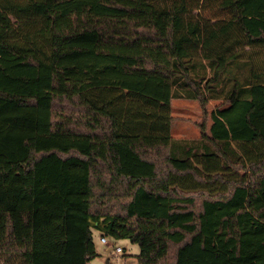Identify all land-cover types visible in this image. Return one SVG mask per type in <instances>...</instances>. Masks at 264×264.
<instances>
[{
    "label": "trees",
    "instance_id": "16d2710c",
    "mask_svg": "<svg viewBox=\"0 0 264 264\" xmlns=\"http://www.w3.org/2000/svg\"><path fill=\"white\" fill-rule=\"evenodd\" d=\"M175 99L222 103L180 140ZM93 228L264 264V0H0V264H90Z\"/></svg>",
    "mask_w": 264,
    "mask_h": 264
},
{
    "label": "rangeland",
    "instance_id": "374dc122",
    "mask_svg": "<svg viewBox=\"0 0 264 264\" xmlns=\"http://www.w3.org/2000/svg\"><path fill=\"white\" fill-rule=\"evenodd\" d=\"M222 103L221 100H211L205 107L197 100L175 99L172 103L173 123L172 134L176 139L195 140L200 138L202 126L209 128L212 119L211 112ZM66 110L69 107L64 104ZM120 200H113L115 206ZM121 202V201H120ZM112 203V209L114 204ZM93 238L98 256L90 264H135V258L140 253L139 244L130 239L106 237L108 243L102 242V233L93 228ZM115 246L124 249L116 254Z\"/></svg>",
    "mask_w": 264,
    "mask_h": 264
},
{
    "label": "built area",
    "instance_id": "2783aa9c",
    "mask_svg": "<svg viewBox=\"0 0 264 264\" xmlns=\"http://www.w3.org/2000/svg\"><path fill=\"white\" fill-rule=\"evenodd\" d=\"M101 240H102V242H104V243H108V240H107L106 237H103V236H102ZM123 251H124V249H123L122 247H120V246H115V252H116V254H119V253H121V252H123Z\"/></svg>",
    "mask_w": 264,
    "mask_h": 264
},
{
    "label": "crops",
    "instance_id": "0c3cea01",
    "mask_svg": "<svg viewBox=\"0 0 264 264\" xmlns=\"http://www.w3.org/2000/svg\"><path fill=\"white\" fill-rule=\"evenodd\" d=\"M135 264H138V259L137 258H135Z\"/></svg>",
    "mask_w": 264,
    "mask_h": 264
}]
</instances>
